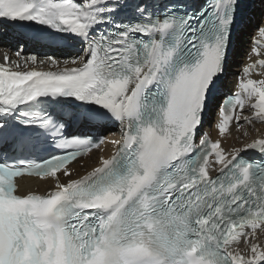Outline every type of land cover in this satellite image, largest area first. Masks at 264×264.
<instances>
[{"label":"snow or ice","instance_id":"obj_1","mask_svg":"<svg viewBox=\"0 0 264 264\" xmlns=\"http://www.w3.org/2000/svg\"><path fill=\"white\" fill-rule=\"evenodd\" d=\"M240 7L0 0V26L80 45L63 61L0 62V264H264V133L241 132L264 125V78H252L264 77V18L223 91ZM213 110L216 139L201 132ZM108 125L118 139L93 135ZM234 129L245 139L226 149ZM24 177L51 186L22 193Z\"/></svg>","mask_w":264,"mask_h":264},{"label":"bare ground","instance_id":"obj_2","mask_svg":"<svg viewBox=\"0 0 264 264\" xmlns=\"http://www.w3.org/2000/svg\"><path fill=\"white\" fill-rule=\"evenodd\" d=\"M262 1H264V0H262ZM255 12H258V10L255 11ZM251 13L253 14L254 12L252 11ZM257 21H258L257 19H255L254 22L249 21V25L244 27L243 33H246V35H249V33L251 31L250 29L252 28V26L254 24L257 23ZM244 37L245 36H242V38H244ZM242 48H243V46H242ZM238 51H239V49L237 48L236 54L238 53ZM41 59H44V58H41ZM238 62H239V58H237V59L234 58L233 59V68L230 69V71H233V69H235V67L237 66ZM245 114H247V112H245ZM257 129H259L260 133H264V125H262L260 123L255 124V126L245 125L244 128L241 129V132L248 131L249 136L247 137V139L250 140L252 137L258 135V133L256 131ZM241 132H237L234 129V131L232 132V135L228 136L227 138H225L223 140V147L228 149V148L232 147L233 145L239 146L240 140L245 139L243 136H241ZM237 137H239L240 140H237ZM117 138H118V135L113 132L110 135L107 134L105 140L106 141H110L112 139H117ZM113 146L114 145H112L110 143H106L104 145H101L100 149H97V150L93 151L91 154H89L86 157V159L82 160L80 163L75 165V167H73V168L76 171H80V174L86 172L88 169L94 167L98 163V157L100 155L107 156L110 153V151L113 148Z\"/></svg>","mask_w":264,"mask_h":264},{"label":"rangeland","instance_id":"obj_3","mask_svg":"<svg viewBox=\"0 0 264 264\" xmlns=\"http://www.w3.org/2000/svg\"><path fill=\"white\" fill-rule=\"evenodd\" d=\"M242 48V47H241Z\"/></svg>","mask_w":264,"mask_h":264}]
</instances>
